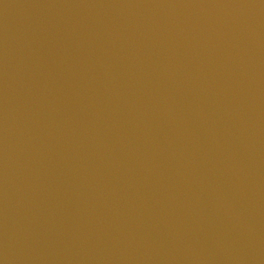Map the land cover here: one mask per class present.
<instances>
[{
    "label": "water",
    "instance_id": "obj_1",
    "mask_svg": "<svg viewBox=\"0 0 264 264\" xmlns=\"http://www.w3.org/2000/svg\"><path fill=\"white\" fill-rule=\"evenodd\" d=\"M0 264H264V0H0Z\"/></svg>",
    "mask_w": 264,
    "mask_h": 264
}]
</instances>
